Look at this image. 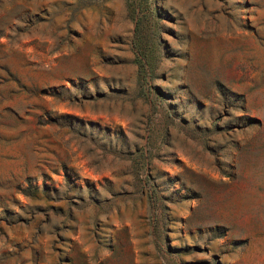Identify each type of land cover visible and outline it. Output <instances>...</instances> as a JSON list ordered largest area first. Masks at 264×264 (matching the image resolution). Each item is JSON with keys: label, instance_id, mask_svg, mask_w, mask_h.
I'll return each instance as SVG.
<instances>
[{"label": "rangeland", "instance_id": "374dc122", "mask_svg": "<svg viewBox=\"0 0 264 264\" xmlns=\"http://www.w3.org/2000/svg\"><path fill=\"white\" fill-rule=\"evenodd\" d=\"M0 264H264V0H0Z\"/></svg>", "mask_w": 264, "mask_h": 264}]
</instances>
